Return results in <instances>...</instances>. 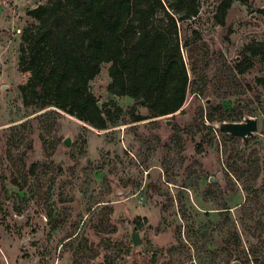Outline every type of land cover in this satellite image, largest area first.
<instances>
[{
  "label": "rangeland",
  "instance_id": "374dc122",
  "mask_svg": "<svg viewBox=\"0 0 264 264\" xmlns=\"http://www.w3.org/2000/svg\"><path fill=\"white\" fill-rule=\"evenodd\" d=\"M1 1L0 264H254L252 252L264 264V63L242 55L264 44V0H233L225 26L214 18L221 0H199V16L180 26L190 86L174 117L134 122L148 110L111 95L102 65L92 92L122 108L103 131L25 107L21 36L27 12L48 0ZM197 36L198 77L184 46ZM239 64L251 67L240 75ZM201 111L257 118L259 130L244 144Z\"/></svg>",
  "mask_w": 264,
  "mask_h": 264
},
{
  "label": "trees",
  "instance_id": "16d2710c",
  "mask_svg": "<svg viewBox=\"0 0 264 264\" xmlns=\"http://www.w3.org/2000/svg\"><path fill=\"white\" fill-rule=\"evenodd\" d=\"M232 4L220 1L217 25H226ZM27 16L33 24L21 36L18 88L33 113L54 118L66 113L101 131L115 126L122 108L115 101L101 104L91 89L104 64L110 65L109 93L134 100V110H148L147 118L134 116V122L174 117L182 110L190 81L180 26L199 16V0H48ZM199 40L184 44L197 77ZM242 55L262 56L264 63V44L248 45ZM250 67L239 64L234 70L243 75ZM258 82L264 86V78ZM213 115L201 111L198 117L214 123ZM37 169L34 164L28 173L36 175ZM246 262L260 264V258L252 252Z\"/></svg>",
  "mask_w": 264,
  "mask_h": 264
},
{
  "label": "water",
  "instance_id": "95a60500",
  "mask_svg": "<svg viewBox=\"0 0 264 264\" xmlns=\"http://www.w3.org/2000/svg\"><path fill=\"white\" fill-rule=\"evenodd\" d=\"M167 124L170 125L171 122L168 121ZM213 128L229 136L241 138L245 144L258 132L259 120L257 118L246 117L241 123L214 122ZM64 144L71 146L70 138L66 139ZM133 242L135 245H139L140 241L137 234L133 235Z\"/></svg>",
  "mask_w": 264,
  "mask_h": 264
},
{
  "label": "built area",
  "instance_id": "2783aa9c",
  "mask_svg": "<svg viewBox=\"0 0 264 264\" xmlns=\"http://www.w3.org/2000/svg\"><path fill=\"white\" fill-rule=\"evenodd\" d=\"M18 32H20V31H18Z\"/></svg>",
  "mask_w": 264,
  "mask_h": 264
}]
</instances>
